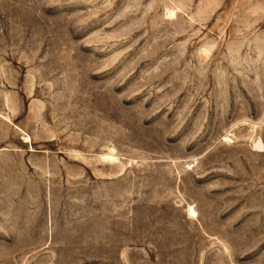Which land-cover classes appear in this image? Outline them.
Listing matches in <instances>:
<instances>
[{"label":"rangeland","instance_id":"rangeland-1","mask_svg":"<svg viewBox=\"0 0 264 264\" xmlns=\"http://www.w3.org/2000/svg\"><path fill=\"white\" fill-rule=\"evenodd\" d=\"M0 264H264V0H0Z\"/></svg>","mask_w":264,"mask_h":264}]
</instances>
